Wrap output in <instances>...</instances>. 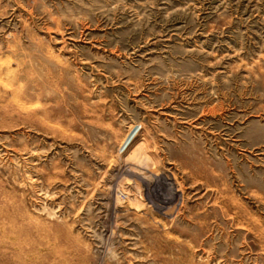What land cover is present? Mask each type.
Instances as JSON below:
<instances>
[{
	"label": "rangeland",
	"instance_id": "obj_1",
	"mask_svg": "<svg viewBox=\"0 0 264 264\" xmlns=\"http://www.w3.org/2000/svg\"><path fill=\"white\" fill-rule=\"evenodd\" d=\"M0 264H264V0H0Z\"/></svg>",
	"mask_w": 264,
	"mask_h": 264
}]
</instances>
